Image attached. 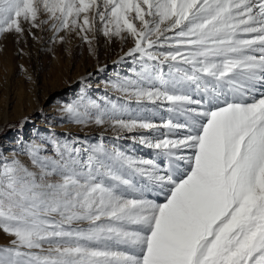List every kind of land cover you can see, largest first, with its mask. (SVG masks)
I'll list each match as a JSON object with an SVG mask.
<instances>
[{
	"label": "snow or ice",
	"instance_id": "1",
	"mask_svg": "<svg viewBox=\"0 0 264 264\" xmlns=\"http://www.w3.org/2000/svg\"><path fill=\"white\" fill-rule=\"evenodd\" d=\"M37 31L132 38L119 96L61 117L152 155L54 132L0 149V264H264V0H0V36Z\"/></svg>",
	"mask_w": 264,
	"mask_h": 264
},
{
	"label": "rangeland",
	"instance_id": "2",
	"mask_svg": "<svg viewBox=\"0 0 264 264\" xmlns=\"http://www.w3.org/2000/svg\"><path fill=\"white\" fill-rule=\"evenodd\" d=\"M36 35L42 39H32L27 33L22 39L15 33L0 36V149L3 155L11 159V150L19 147L18 141L31 140L39 133V143L49 132H54L92 142L103 134L106 142L114 141L135 155L151 156L150 150L131 139L117 140L108 126H79L63 122L61 117L65 103L79 96L87 94L98 100L106 94L113 98L119 96L109 81L118 74L131 75L136 67L133 58L125 56L132 46V38L109 41L100 36L90 50L78 38L61 44L49 41L51 33L37 31ZM135 108L132 102V109ZM155 122H160L159 117ZM18 158L28 162L25 155ZM11 239L0 232V246H7Z\"/></svg>",
	"mask_w": 264,
	"mask_h": 264
},
{
	"label": "bare ground",
	"instance_id": "3",
	"mask_svg": "<svg viewBox=\"0 0 264 264\" xmlns=\"http://www.w3.org/2000/svg\"><path fill=\"white\" fill-rule=\"evenodd\" d=\"M90 76H91V75H88V74H87V77H90Z\"/></svg>",
	"mask_w": 264,
	"mask_h": 264
}]
</instances>
